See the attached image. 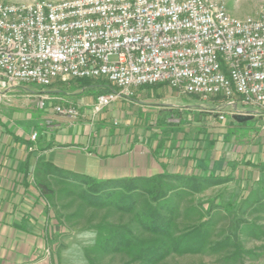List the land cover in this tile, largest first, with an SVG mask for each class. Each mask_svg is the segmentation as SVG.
Segmentation results:
<instances>
[{"label":"built area","instance_id":"obj_1","mask_svg":"<svg viewBox=\"0 0 264 264\" xmlns=\"http://www.w3.org/2000/svg\"><path fill=\"white\" fill-rule=\"evenodd\" d=\"M69 79L99 84L92 117L158 83L209 101L199 108L219 121L259 115L264 14L236 16L226 0H0V103L23 83ZM31 94L38 108L50 99ZM53 110L79 114L60 100Z\"/></svg>","mask_w":264,"mask_h":264},{"label":"rangeland","instance_id":"obj_2","mask_svg":"<svg viewBox=\"0 0 264 264\" xmlns=\"http://www.w3.org/2000/svg\"><path fill=\"white\" fill-rule=\"evenodd\" d=\"M88 83L69 79L49 87H21L33 93L60 89L69 96ZM178 94L180 103L193 109L190 117L184 113L182 123L201 120L195 110L210 102ZM109 118L110 127L128 125L124 117ZM262 120L238 122L227 115L207 138L203 132L194 138L181 127L174 134L175 139L182 137L177 143L180 154H192V145H202L211 149L214 159H226L225 165L214 161L206 177L203 170L160 174L162 183L155 192L148 181L127 178L119 186H97L96 180L58 176L55 171L52 177L38 178L50 189L42 194L31 175L45 215L40 229L44 250L37 258L45 257L48 264H264V147L256 155L254 141ZM243 173L257 174L247 184Z\"/></svg>","mask_w":264,"mask_h":264},{"label":"crops","instance_id":"obj_3","mask_svg":"<svg viewBox=\"0 0 264 264\" xmlns=\"http://www.w3.org/2000/svg\"><path fill=\"white\" fill-rule=\"evenodd\" d=\"M226 3L236 16L264 14L260 2ZM76 80L90 83L71 91L74 95L69 96L60 89L48 88L50 99L44 108H38L31 92L22 87L0 103V264H48L45 257L37 258L44 250L40 229L45 215L31 175L37 181L43 175L52 177L56 171L58 176L78 179L132 178L150 182L149 178L165 173L179 176L203 170L208 172L206 177L212 173L214 161L222 160L225 165L226 159H214L211 149H203L202 145H192V154L178 152V139L182 137L175 139L174 134L181 127L194 138L201 132L207 138L214 124L221 121L215 120V114L197 108L201 120L182 123L184 113L190 117L193 109L180 103L177 90L163 83L141 86L130 99L116 100L92 117L91 105L101 89L91 79ZM59 100L71 102L78 116L56 113L53 106ZM112 116L124 117L127 127H110ZM253 118L263 119L257 123L259 131L254 136L259 155L264 147V113ZM33 131L37 133L35 139L30 137ZM187 144L191 147L190 140ZM243 174L242 182L248 184L253 174Z\"/></svg>","mask_w":264,"mask_h":264},{"label":"trees","instance_id":"obj_4","mask_svg":"<svg viewBox=\"0 0 264 264\" xmlns=\"http://www.w3.org/2000/svg\"><path fill=\"white\" fill-rule=\"evenodd\" d=\"M149 181L150 183H152V191L155 192L159 184L162 183L161 175L159 174L153 176L149 178ZM122 182L123 180L95 181L94 184H97V186H101V185H105L106 183H110L112 184L113 187H115V186H119V184ZM36 185L42 194H47L50 191L49 187L44 182L37 181Z\"/></svg>","mask_w":264,"mask_h":264},{"label":"water","instance_id":"obj_5","mask_svg":"<svg viewBox=\"0 0 264 264\" xmlns=\"http://www.w3.org/2000/svg\"><path fill=\"white\" fill-rule=\"evenodd\" d=\"M232 117L236 121L242 122V121L249 120V119L253 118V115H250V114H236V115H233Z\"/></svg>","mask_w":264,"mask_h":264},{"label":"clouds","instance_id":"obj_6","mask_svg":"<svg viewBox=\"0 0 264 264\" xmlns=\"http://www.w3.org/2000/svg\"><path fill=\"white\" fill-rule=\"evenodd\" d=\"M93 235H94V233H93Z\"/></svg>","mask_w":264,"mask_h":264}]
</instances>
